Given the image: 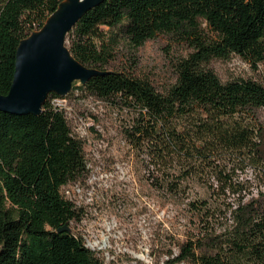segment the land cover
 Segmentation results:
<instances>
[{"label": "trees", "instance_id": "16d2710c", "mask_svg": "<svg viewBox=\"0 0 264 264\" xmlns=\"http://www.w3.org/2000/svg\"><path fill=\"white\" fill-rule=\"evenodd\" d=\"M60 1L0 0V94L20 39ZM158 33L190 46L162 90L118 62L121 47ZM66 41L103 73L62 97L85 89L124 114L121 133L149 185L183 219L165 263L264 264V84L222 80L209 66L234 53L264 67V0H103ZM57 96L37 115L0 112V264H103L80 236L57 231L81 215L60 188L88 170Z\"/></svg>", "mask_w": 264, "mask_h": 264}, {"label": "rangeland", "instance_id": "374dc122", "mask_svg": "<svg viewBox=\"0 0 264 264\" xmlns=\"http://www.w3.org/2000/svg\"><path fill=\"white\" fill-rule=\"evenodd\" d=\"M188 51V42L179 35L158 33L135 49L121 47L118 62L162 90L174 80L175 62ZM209 66L222 80L244 77L264 84L263 65L255 68L234 53L211 60ZM73 96L62 108L73 135L83 141L88 170L60 188L81 213L70 220L71 232L103 264H166V251L174 255L176 241L184 235L183 219L175 217L170 204H160L149 185L141 157L121 133L124 114L85 89ZM260 117L264 123V110Z\"/></svg>", "mask_w": 264, "mask_h": 264}, {"label": "water", "instance_id": "95a60500", "mask_svg": "<svg viewBox=\"0 0 264 264\" xmlns=\"http://www.w3.org/2000/svg\"><path fill=\"white\" fill-rule=\"evenodd\" d=\"M101 1L61 0L40 28L20 39L11 84L6 94H0V112L37 115L49 93L65 96L74 84L83 85L103 73L78 61L66 44L70 29ZM57 231L71 227L65 223Z\"/></svg>", "mask_w": 264, "mask_h": 264}, {"label": "built area", "instance_id": "2783aa9c", "mask_svg": "<svg viewBox=\"0 0 264 264\" xmlns=\"http://www.w3.org/2000/svg\"><path fill=\"white\" fill-rule=\"evenodd\" d=\"M67 99L62 96L53 97L51 99V103L54 106L62 107V103L65 102Z\"/></svg>", "mask_w": 264, "mask_h": 264}]
</instances>
